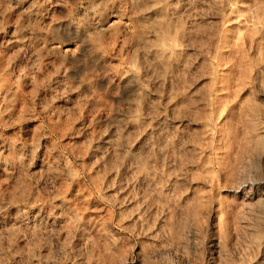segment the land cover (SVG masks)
Wrapping results in <instances>:
<instances>
[{"label":"rangeland","instance_id":"1","mask_svg":"<svg viewBox=\"0 0 264 264\" xmlns=\"http://www.w3.org/2000/svg\"><path fill=\"white\" fill-rule=\"evenodd\" d=\"M0 264H264V0H0Z\"/></svg>","mask_w":264,"mask_h":264},{"label":"bare ground","instance_id":"2","mask_svg":"<svg viewBox=\"0 0 264 264\" xmlns=\"http://www.w3.org/2000/svg\"><path fill=\"white\" fill-rule=\"evenodd\" d=\"M257 193V192H256Z\"/></svg>","mask_w":264,"mask_h":264}]
</instances>
